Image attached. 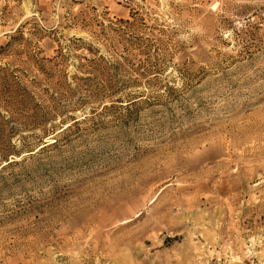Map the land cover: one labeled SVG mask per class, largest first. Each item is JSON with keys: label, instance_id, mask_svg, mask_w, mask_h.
Instances as JSON below:
<instances>
[{"label": "rangeland", "instance_id": "374dc122", "mask_svg": "<svg viewBox=\"0 0 264 264\" xmlns=\"http://www.w3.org/2000/svg\"><path fill=\"white\" fill-rule=\"evenodd\" d=\"M0 264H264V0H0Z\"/></svg>", "mask_w": 264, "mask_h": 264}]
</instances>
